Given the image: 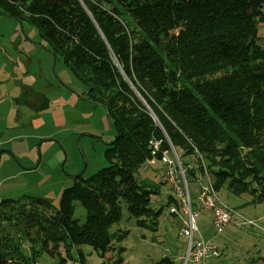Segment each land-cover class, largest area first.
<instances>
[{"label": "trees", "instance_id": "trees-1", "mask_svg": "<svg viewBox=\"0 0 264 264\" xmlns=\"http://www.w3.org/2000/svg\"><path fill=\"white\" fill-rule=\"evenodd\" d=\"M260 8L264 0H0V14L36 29L114 130L106 166L73 179L57 208L38 197L0 203V264H36L44 254L65 264L73 250L83 264L84 245L103 258L128 234L113 230L123 209L156 231L163 210H181L180 201L170 194L153 209L168 181L137 174L161 164L169 145L187 184L203 165L217 193L225 186L233 196L264 197Z\"/></svg>", "mask_w": 264, "mask_h": 264}, {"label": "rangeland", "instance_id": "rangeland-1", "mask_svg": "<svg viewBox=\"0 0 264 264\" xmlns=\"http://www.w3.org/2000/svg\"><path fill=\"white\" fill-rule=\"evenodd\" d=\"M260 11L257 35L263 45L264 9ZM84 90L61 58L54 60L36 29L0 14V203L38 197L57 208L62 191L73 184L68 175L81 173L84 160L83 178L106 166L103 143L113 139L114 131L109 130L101 109H93L78 97ZM87 134L101 141L84 137ZM202 167L198 181H186L193 205L207 180L206 168ZM137 178L156 182L167 179L164 168L155 161L145 164ZM208 179L212 181L210 175ZM170 194L173 190L166 182L160 195L152 198L151 207L157 210L164 206ZM217 195L236 212L237 224L215 236L210 212H200L196 220L199 234L204 240L213 239L220 253L208 264H264V197L259 193L255 199L249 194L233 196L225 186ZM169 209L163 210L156 231L137 227L133 220H127L123 209L122 220L113 230L128 232L126 237L114 243V250L103 258L88 246H81L83 264H114L121 249L122 264H166V259L184 264L187 241L179 231L185 216L175 208L178 215L172 217ZM73 218L84 223L85 211L78 203ZM60 251L64 253L63 248ZM72 256L65 264H82L76 250ZM36 264L58 261L44 254Z\"/></svg>", "mask_w": 264, "mask_h": 264}, {"label": "built area", "instance_id": "built-area-1", "mask_svg": "<svg viewBox=\"0 0 264 264\" xmlns=\"http://www.w3.org/2000/svg\"><path fill=\"white\" fill-rule=\"evenodd\" d=\"M154 150L158 149L159 142L150 143ZM161 164L165 167V175L171 185L173 194L178 198L181 205V213L185 216L180 227L179 234L187 241V250L184 264H208L211 259L218 258L220 253L213 244V239L204 240L199 234L197 218L201 211L210 212L212 217V227L216 232L215 236L230 225H236L234 219L236 212L224 205L218 198L217 192L208 179L201 186L196 204H192L187 188L184 172L174 149L169 145V149L162 153ZM170 213L178 215V211L171 207ZM251 224V222H249Z\"/></svg>", "mask_w": 264, "mask_h": 264}, {"label": "water", "instance_id": "water-1", "mask_svg": "<svg viewBox=\"0 0 264 264\" xmlns=\"http://www.w3.org/2000/svg\"><path fill=\"white\" fill-rule=\"evenodd\" d=\"M49 51H50V50H49ZM50 52H51V51H50ZM51 54L54 56V60H56V59H57V56H56L54 53H52V52H51ZM78 97H79L80 99H82L83 101L87 102V103H91L90 100L84 98V97L81 96V95H79ZM103 110H104V115H105L106 122H107L109 128H110L111 130H113L111 120H110V118H109V116H108L106 110H105V109H103ZM113 131H114V130H113ZM81 137H83V136H81ZM84 137H86V138H92L93 136L87 134V135H84ZM100 141H101V140H100ZM113 141H114V140H113ZM50 142H54V141H50ZM103 144H104V145H107L106 143H103ZM108 144H110V143H108ZM80 156L83 158L81 152H80ZM63 157H64V159H63V161H62L61 164H60V169H61V171H63V166H64V162H65V155H64V154H63ZM85 167H86V162H85V160H84L83 168H82L81 173H79V174H73V175H68V177H70L71 179H76V178L80 177V176L83 174V172H84V170H85Z\"/></svg>", "mask_w": 264, "mask_h": 264}, {"label": "flooded vegetation", "instance_id": "flooded-vegetation-1", "mask_svg": "<svg viewBox=\"0 0 264 264\" xmlns=\"http://www.w3.org/2000/svg\"><path fill=\"white\" fill-rule=\"evenodd\" d=\"M92 135V134H91ZM93 137L90 138L92 141L95 140V141H100L101 139L98 138V136L96 137V135H92ZM51 141H54V140H51Z\"/></svg>", "mask_w": 264, "mask_h": 264}, {"label": "crops", "instance_id": "crops-1", "mask_svg": "<svg viewBox=\"0 0 264 264\" xmlns=\"http://www.w3.org/2000/svg\"><path fill=\"white\" fill-rule=\"evenodd\" d=\"M214 259H216V258H214ZM211 260H213V259H211Z\"/></svg>", "mask_w": 264, "mask_h": 264}]
</instances>
